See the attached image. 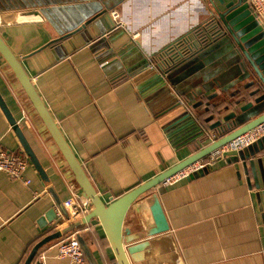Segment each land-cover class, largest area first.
<instances>
[{"label":"crops","instance_id":"crops-1","mask_svg":"<svg viewBox=\"0 0 264 264\" xmlns=\"http://www.w3.org/2000/svg\"><path fill=\"white\" fill-rule=\"evenodd\" d=\"M139 2L126 0L116 8L129 29L114 30L108 14L102 19L101 31L91 27L88 35L78 33L54 51L45 48L59 36L49 22L0 28L107 204L219 136L201 123L205 110L194 108L195 100L176 97L173 88L157 89L150 84L152 69L136 76L126 72L134 71L142 59L153 60L156 67V60L183 53L189 42L199 45L198 33H205L214 16L210 0H155L152 9L149 3L139 9ZM22 10L27 8L10 10L14 15L6 22L13 23ZM101 39L105 42L98 44ZM173 47L177 51L164 57ZM183 54L187 56L186 51ZM0 95L51 189L0 105V146L29 162L24 180H30L27 184L0 173V264H25L33 248L55 232L46 215L55 208L56 200L65 202L72 191L82 193L1 56ZM178 100L181 105L176 104ZM189 124L197 126L198 136L178 144L177 137ZM255 158L264 162V148ZM248 176L252 172L245 173L239 153L232 154L204 176L140 196L123 226L130 263L264 264V199L259 203L256 191L249 190ZM86 241L93 257L91 261L85 256L87 264L117 263L99 222H93ZM58 242L44 245L32 264L41 255L48 264H70L57 258Z\"/></svg>","mask_w":264,"mask_h":264},{"label":"water","instance_id":"water-1","mask_svg":"<svg viewBox=\"0 0 264 264\" xmlns=\"http://www.w3.org/2000/svg\"><path fill=\"white\" fill-rule=\"evenodd\" d=\"M126 0H14L11 4L0 1V28L15 24H42L49 22L59 36L50 41L45 48L53 51L62 42L78 33L88 35L89 28L96 27L101 31L100 24L104 16L115 10ZM80 2L78 4H72ZM213 7V28L201 36L198 44H193L187 56L175 54L169 61L160 59L154 66L153 60L142 59L133 69H127L129 75L152 69L153 79L150 84L157 89L171 88L176 97H184L188 101H196L194 108L204 107L205 117L201 123L208 124L210 133L219 136L199 148L191 156L168 168L155 178L129 190L119 198L107 204L82 163L74 154L70 144L61 132L58 123L50 113L45 102L38 93L33 79L28 75L20 58L8 46L0 34V56L12 71L30 104L41 119L47 132L58 148L64 161L71 170L81 190L82 196L91 202L90 214L61 230L55 231L38 243L31 251L25 264H32L38 251L52 241L80 228L99 222L111 245L117 264H131L123 243V226L131 206L140 196L152 189L166 191L163 181L176 174L192 163L209 156L215 150L231 142L240 135L264 122V26L253 13L248 0H210ZM69 4H72L69 6ZM59 5H65L59 7ZM67 5V6H66ZM17 14L13 23L6 18L14 15L10 10L26 9ZM10 11V12H9ZM84 33V34H83ZM105 42L99 40L98 44ZM97 44V45H98ZM140 75V74H139ZM218 99L217 102L213 101ZM176 104H182L178 100ZM0 105L8 117L10 125L18 135L32 164L45 180L48 189L49 180L44 173L32 148L27 142L16 119L0 95ZM201 117V116H200ZM209 123H211L209 125ZM196 126V125H195ZM197 127V126H196ZM200 133V131H199ZM203 142H205L203 140ZM264 148V138L255 145L239 153L245 173L252 176L247 179L249 190L256 191L258 202L264 199V162L255 158L256 152ZM247 159H250L247 161ZM211 169H203L190 176L194 180L207 174ZM56 208L67 216L63 202L56 200L55 208L48 212L47 219L54 222L57 218ZM85 256L93 261L88 242L84 236L78 237Z\"/></svg>","mask_w":264,"mask_h":264},{"label":"built area","instance_id":"built-area-1","mask_svg":"<svg viewBox=\"0 0 264 264\" xmlns=\"http://www.w3.org/2000/svg\"><path fill=\"white\" fill-rule=\"evenodd\" d=\"M253 13L260 20L264 26V0H248ZM111 20L114 23V30L123 29L122 23L117 22L120 17V13L115 9L110 11ZM208 132L205 131V134ZM211 134H209L210 136ZM264 138V122L257 127L247 131L240 135L231 142L223 145L219 149L215 150L209 156H206L191 165L183 168L176 174L165 179L161 186L164 188H170L178 184L183 180H187L190 176L197 172L209 168L216 167L219 163L226 161L232 154H238L247 148L255 145L258 141ZM215 138H212V141ZM29 162L22 156L8 152L0 146V173H4L12 180L24 181L27 184L30 180H24V175L28 169ZM64 208L67 211V216H63L62 213L56 208L57 218L52 224V228L61 230L66 226L85 218L91 213L93 207L91 202L84 197L72 191V196L63 202ZM92 226V225H91ZM91 226L87 225L79 230L69 233L63 236L57 244V258L61 260H67L70 264H87L86 257L80 241L79 236L86 238L87 233L91 231ZM33 264H48L45 255H41ZM117 264V263H114Z\"/></svg>","mask_w":264,"mask_h":264},{"label":"trees","instance_id":"trees-1","mask_svg":"<svg viewBox=\"0 0 264 264\" xmlns=\"http://www.w3.org/2000/svg\"><path fill=\"white\" fill-rule=\"evenodd\" d=\"M213 28V23H212V21L208 24V29L205 31V33L206 32H209L211 29ZM204 33V34H205ZM199 34V33H198ZM200 37L201 36H197L196 38H198V39H200ZM190 39V38H189ZM189 44V46H188V48H185V51H186V55H188V53H189V51H190V47H192V45H193V43H191V42H189L188 43ZM191 44V45H190ZM178 46V45H177ZM176 46V47H177ZM177 51V49L175 48V47H173V48H170V49H168V50H166L164 53V57L165 56H167V55H169V54H172L174 51ZM184 51V52H185ZM183 52V53H184ZM179 53V52H178ZM180 53H182V51H180ZM182 53V54H183ZM163 57V56H162ZM165 60V59H164ZM166 61H169V60H166ZM196 126H195V124L193 125V124H189L188 126H187V128L185 129V131L183 132V134H181L179 137H177V141H178V144H182V143H185V142H188V141H191V140H193L196 136H198V131L196 130Z\"/></svg>","mask_w":264,"mask_h":264},{"label":"rangeland","instance_id":"rangeland-1","mask_svg":"<svg viewBox=\"0 0 264 264\" xmlns=\"http://www.w3.org/2000/svg\"><path fill=\"white\" fill-rule=\"evenodd\" d=\"M147 3H149V5H147L148 7H149V9H152V3H154L155 4V0H143L142 2H141V0H140V2H139V4H138V6L140 7L139 9H142V8H145V7H147L146 6V4ZM137 6V5H136ZM142 6V7H141ZM133 8V7H132ZM136 7H135V5H134V9H135ZM133 10V9H132ZM119 13H120V17L121 18H118L117 19V22H121L122 23V26H123V30L124 29H129V24L127 25V23L126 22H124L123 21V16H122V14H121V12L119 11V10H117ZM131 27V26H130ZM119 30H122V29H119ZM139 34V33H138Z\"/></svg>","mask_w":264,"mask_h":264},{"label":"flooded vegetation","instance_id":"flooded-vegetation-1","mask_svg":"<svg viewBox=\"0 0 264 264\" xmlns=\"http://www.w3.org/2000/svg\"><path fill=\"white\" fill-rule=\"evenodd\" d=\"M212 21V20H211Z\"/></svg>","mask_w":264,"mask_h":264}]
</instances>
